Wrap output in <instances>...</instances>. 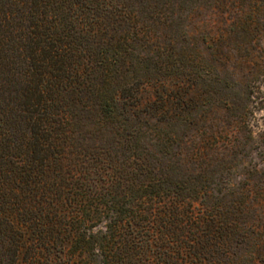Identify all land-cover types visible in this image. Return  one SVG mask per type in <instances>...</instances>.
<instances>
[{
    "label": "trees",
    "instance_id": "trees-1",
    "mask_svg": "<svg viewBox=\"0 0 264 264\" xmlns=\"http://www.w3.org/2000/svg\"><path fill=\"white\" fill-rule=\"evenodd\" d=\"M175 2L0 0V264H264L216 142L184 175L152 154L192 102L144 96L175 65Z\"/></svg>",
    "mask_w": 264,
    "mask_h": 264
},
{
    "label": "rangeland",
    "instance_id": "rangeland-1",
    "mask_svg": "<svg viewBox=\"0 0 264 264\" xmlns=\"http://www.w3.org/2000/svg\"><path fill=\"white\" fill-rule=\"evenodd\" d=\"M170 8L173 23L162 28V42L173 46L164 51L175 65L162 73L171 77L150 81L144 96L169 92L177 104L187 95L192 102L175 106L186 122L178 119L173 131L159 127L168 149L154 159L184 175L195 168L191 153L216 142L219 154L207 151L205 161L220 159L223 177L264 221V0H177ZM81 115L82 129H90L91 113Z\"/></svg>",
    "mask_w": 264,
    "mask_h": 264
}]
</instances>
